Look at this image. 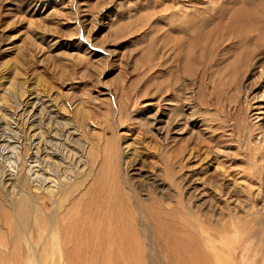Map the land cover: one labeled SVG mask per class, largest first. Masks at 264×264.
Listing matches in <instances>:
<instances>
[{
    "label": "rangeland",
    "instance_id": "obj_1",
    "mask_svg": "<svg viewBox=\"0 0 264 264\" xmlns=\"http://www.w3.org/2000/svg\"><path fill=\"white\" fill-rule=\"evenodd\" d=\"M13 73L58 93L86 126L100 150L93 189L104 176L131 191L129 202L117 196L116 219L70 226L94 247L75 252L80 264H264V139L253 108L264 96V0H0V75ZM165 109L194 120L167 143L148 128ZM125 143L140 148L128 173L103 168L107 145L119 154ZM195 146L213 153L169 171Z\"/></svg>",
    "mask_w": 264,
    "mask_h": 264
},
{
    "label": "bare ground",
    "instance_id": "obj_2",
    "mask_svg": "<svg viewBox=\"0 0 264 264\" xmlns=\"http://www.w3.org/2000/svg\"><path fill=\"white\" fill-rule=\"evenodd\" d=\"M18 75L13 73L8 79L0 75V264H80L75 252L94 247L82 245L69 234L73 222L78 216L83 223L98 225L116 219L118 197L129 202L131 191L122 187L117 192L115 178L104 176L106 182L93 189L100 150L88 137L86 126L69 118L70 111L58 93L32 88L27 79H17ZM260 98L253 108L255 120L261 122L257 133L264 139V96ZM165 105L174 106L169 100ZM167 110L157 112L148 123L165 142L172 131L182 133L194 123L191 113L188 118V114H168ZM172 139L177 141L176 136ZM197 146L183 149L167 165L169 171L183 173L192 160L205 161L213 153L206 146ZM107 148L103 168L110 162L125 175L140 157V148L134 143L123 144L119 154L112 153L113 144ZM187 177L184 174L183 181ZM183 192L189 209L188 188L183 186ZM130 205L139 212L135 202ZM95 224L89 229L101 232ZM109 228L113 233L111 224Z\"/></svg>",
    "mask_w": 264,
    "mask_h": 264
}]
</instances>
